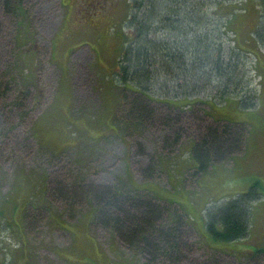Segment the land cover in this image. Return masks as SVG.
I'll return each instance as SVG.
<instances>
[{
	"label": "rangeland",
	"instance_id": "1",
	"mask_svg": "<svg viewBox=\"0 0 264 264\" xmlns=\"http://www.w3.org/2000/svg\"><path fill=\"white\" fill-rule=\"evenodd\" d=\"M24 1L27 19L19 22L21 27L0 15V51H6L19 29L20 66L23 72L32 71V75L24 73L33 83L32 110L14 133L30 136L34 124L37 140L46 146L39 150L31 139L32 149L10 153L7 147L5 159L0 158V264H138L137 257L109 231L90 223L89 203L70 205L44 199L47 172L61 176L58 190L64 196H75L74 184L80 181L116 185L123 180L161 204L178 203L193 225L179 226L183 240L188 233L193 246L183 264H264V251L249 256L245 250L246 242L251 248L264 249V84L256 85L258 77L252 85L257 89L252 108L245 109L236 98L222 103L203 94L195 96L193 106L201 114H210L207 121L215 117L239 122L248 131L242 154L197 177L187 145L174 147L172 153L164 148V137H173L170 130L143 125L135 135L126 114L120 115L122 136L112 126L120 108L113 82L114 77L117 81V58L124 51L123 35L133 34L123 23L130 11L128 0ZM203 9L209 21L213 10L211 6ZM242 14L239 27L252 29L253 12ZM260 44L264 50L263 38ZM207 101L208 105L203 103ZM182 104L175 102L173 108ZM151 107L164 115L172 113V108L162 104ZM188 134L187 126L182 140ZM150 168L152 177L143 176ZM249 189L257 197L249 205L251 237L241 244L203 239L205 210L216 209ZM25 210L31 218L24 222V230ZM204 243L210 248L203 247Z\"/></svg>",
	"mask_w": 264,
	"mask_h": 264
},
{
	"label": "trees",
	"instance_id": "2",
	"mask_svg": "<svg viewBox=\"0 0 264 264\" xmlns=\"http://www.w3.org/2000/svg\"><path fill=\"white\" fill-rule=\"evenodd\" d=\"M25 4L24 0H0V15L21 27L19 22L27 19ZM127 4L130 11L123 23L133 34L122 37L124 51L117 58V81L113 78L120 108L112 126L118 136L124 131L119 123L120 115L124 114L129 116L132 123L128 126L135 135L143 125L154 129L160 126L162 132L170 130L173 137L171 140L169 136L164 137V148L172 153L176 146L177 150L183 145L190 146L197 177L205 175L216 164H227L234 156L242 154L248 132L245 125L215 119L207 121L205 117L209 113L201 114L192 101L203 94L222 103L239 99L245 109L256 105L257 89L252 87L255 77H258L257 86L264 84V50L260 44L262 38L264 43V0H128ZM209 6L213 12L208 21L202 12ZM249 10L253 12L255 24L252 29L243 31L239 27L242 11L247 14ZM18 30L11 36L6 51H0L1 159H5L7 147L10 153L12 149H32L31 139L39 150L46 146L37 140L34 124L29 129L30 136L20 137L14 133L32 110L30 86L33 85L24 76V73L32 75V71L23 72L20 66ZM35 60L31 59L34 64ZM173 101H183V104L176 109ZM160 104L168 110L172 108V113L166 111L164 115L151 107ZM155 113L162 116L156 117ZM187 126L190 136L182 140L183 129L187 131ZM152 175L151 168L143 174L147 178ZM60 178L57 172L53 177L47 172L44 199L48 197L52 202L70 205L89 203L93 210L90 223L95 229L109 231L119 244L137 257L138 264H183V260L189 259L187 255L193 247L190 235L187 233L183 240L178 230L181 225H193L178 203L161 204L155 198L140 194L123 180L116 185L80 181L74 184L77 187L75 196H64L58 190L62 183ZM253 185L258 186L257 183ZM66 186L64 184V188ZM256 199V192L249 189L216 209L205 210L206 235L202 238L225 244L246 242L252 230L249 205ZM23 216L24 227L31 215L25 210ZM245 250L249 256L264 251L251 248L248 242Z\"/></svg>",
	"mask_w": 264,
	"mask_h": 264
},
{
	"label": "crops",
	"instance_id": "3",
	"mask_svg": "<svg viewBox=\"0 0 264 264\" xmlns=\"http://www.w3.org/2000/svg\"><path fill=\"white\" fill-rule=\"evenodd\" d=\"M175 105V104H174ZM181 106V105H180ZM214 119H216V120H220V121H222L221 119H219V118H215L214 117ZM223 123H225L226 122V120L225 121H222Z\"/></svg>",
	"mask_w": 264,
	"mask_h": 264
},
{
	"label": "bare ground",
	"instance_id": "4",
	"mask_svg": "<svg viewBox=\"0 0 264 264\" xmlns=\"http://www.w3.org/2000/svg\"><path fill=\"white\" fill-rule=\"evenodd\" d=\"M29 144V143H28ZM24 145V144H23ZM21 146V145H20ZM25 146V145H24ZM170 213V212H169Z\"/></svg>",
	"mask_w": 264,
	"mask_h": 264
}]
</instances>
